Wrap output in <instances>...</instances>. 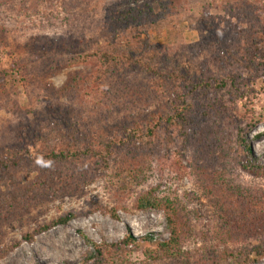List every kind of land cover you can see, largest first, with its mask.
Wrapping results in <instances>:
<instances>
[{
	"label": "trees",
	"instance_id": "1",
	"mask_svg": "<svg viewBox=\"0 0 264 264\" xmlns=\"http://www.w3.org/2000/svg\"><path fill=\"white\" fill-rule=\"evenodd\" d=\"M101 1L0 0V14L8 23L21 17L62 29L43 41L50 53L46 49L40 56L41 76L86 65L69 72L59 87L47 81L43 88L55 100L40 108L32 99L25 105L8 100L5 108L16 122L0 123V136H11L10 143L0 145V257L21 242L2 246L7 220L26 219L30 206L42 199L84 194L86 186L103 177L114 205L97 202L90 212L98 208L119 219V209L162 211L169 235H145L139 241L128 233L100 242L85 236L89 248L82 264H221L236 252L242 264L255 262L264 256V184L245 183L240 173L264 177V164L248 137L257 120L236 111L238 102L259 93V79L264 90L263 0H210L196 21L189 0H120L112 6ZM184 23H196L197 41H186ZM206 50L210 58L194 63ZM20 68L24 75L30 72L27 61H16L13 71ZM126 98L135 108L154 100L158 106L111 122L107 110ZM93 115L96 121L90 122ZM173 131L189 143L184 175L192 176L197 187L189 200H207L211 209H190L176 197L163 196L159 184L139 188L141 174L132 172H141L146 159L131 153L132 145L164 142L163 132L168 137ZM76 216L67 211L48 222L34 219L36 226L24 240L33 242ZM195 236L211 247L190 260L186 246ZM146 240L155 246H144L148 259L137 263L130 246Z\"/></svg>",
	"mask_w": 264,
	"mask_h": 264
},
{
	"label": "rangeland",
	"instance_id": "2",
	"mask_svg": "<svg viewBox=\"0 0 264 264\" xmlns=\"http://www.w3.org/2000/svg\"><path fill=\"white\" fill-rule=\"evenodd\" d=\"M118 1L120 0H102L101 2L105 6H112ZM209 2L210 0L188 1L195 21L200 16L203 7ZM210 13L216 14L218 11L210 9ZM19 20L11 24L6 22L3 15L0 14V23L5 29L4 32L0 31V76L3 77L5 84V91L0 87V103L6 104L0 108V123L7 120L16 122L13 114L8 111V108H5L9 99L11 101L17 99L21 105H25L29 99H32L35 107L40 108L43 104L54 99H51L52 97L48 96L43 88L47 81H50L55 87H59L66 80L69 72L84 69L86 66L72 65L64 67L58 75L51 78H48L45 74L41 76L38 67L40 65V56L48 49L43 46V41L47 39V36H56L62 29L44 27L37 19H22L20 17ZM10 22L12 21L10 20ZM196 23H193L192 27H188L184 23L186 26H184L183 32L188 43L199 39V30L195 26ZM48 53H50V49H48ZM56 53H58L59 57L61 56L60 52ZM210 56L211 50H206L203 54L196 56L193 62L199 63L198 61L210 58ZM18 60L27 61L30 69L27 75H24L23 68H20L19 72L17 70L13 71L15 62ZM12 72L17 78L15 83H12L13 80L10 79ZM259 81L261 80L259 79L256 85L259 93H252L250 98L246 97L243 101L238 102L236 113L241 117L252 114L257 120L256 126L248 134V137L251 140L254 152L264 164V90H261V82ZM60 101L67 102L65 99ZM157 106L158 101L154 100L146 108L143 105L135 108L134 104H129L128 98H126L125 100L120 99L117 109L111 112L106 110L110 114V121L112 122L113 119L125 118L139 111L154 109ZM249 109L252 111H249ZM97 118L100 119L101 116ZM95 121L96 116L93 115L90 122ZM101 121L103 122L104 120L101 118ZM163 135L162 139L164 142L140 140L132 145L131 153H134L139 158L146 159L145 162L141 163V172H138V170L132 172L141 174V179H139L142 184H140L139 188L149 189L151 185L159 184L160 192L163 196L176 197L190 209H195V206H199L202 209H211L210 202L207 200L203 199L200 202L189 200L190 196L195 195L194 192L197 190L193 177L189 174L184 175L185 167L191 159L190 148H188L189 143L184 140L179 132L173 131L168 137L163 132ZM256 135L259 136L256 137ZM10 139V135H7V137H4V135L0 136V145L10 143ZM159 149L160 151L158 152ZM240 178L245 183L264 184V177L256 178L246 173H240ZM137 189L138 187H135L134 195ZM85 191L86 193L76 196L62 195L47 201L42 199L41 202L30 206L28 209L29 215H26V219L23 218L22 221L7 220L6 226L2 227V231L5 234V241L2 246H9L13 240L21 242L3 257H0V264H82V260L89 248L85 236L98 242L103 239L118 241L123 239L128 233L138 237L139 241L144 240L145 235H152L154 239H165L168 237L166 220L162 211H125L119 209L117 212L119 219L113 218L109 213H105L98 208L90 212L92 205L97 202L104 204L106 207L114 205V198L106 188L103 177H98L95 182L86 186ZM196 195L198 194L196 193ZM126 204H131V199H128ZM192 204L194 206H191ZM67 211L77 213V216L68 224L54 226L47 232L37 235L33 242L24 240V234L27 231H32L33 227L36 226L34 219L48 222ZM146 245L154 247L155 241H143L141 246L136 248L135 246H130V250L133 253L131 255L133 261L139 263L148 259L143 251ZM207 245H209L208 242L195 236L186 246L187 252L191 255L189 259H196L195 257L200 255L199 253ZM220 248H223V246ZM216 254L220 255L218 252ZM243 260V256L238 255L236 252L234 257L224 259L221 264H242ZM152 264H183V262L182 260H167L165 263L153 262ZM249 264H264V256Z\"/></svg>",
	"mask_w": 264,
	"mask_h": 264
}]
</instances>
